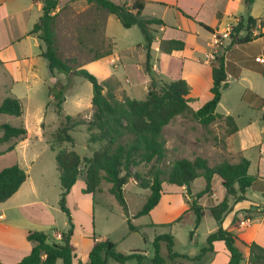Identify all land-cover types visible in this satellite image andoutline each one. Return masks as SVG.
<instances>
[{"label":"rangeland","instance_id":"374dc122","mask_svg":"<svg viewBox=\"0 0 264 264\" xmlns=\"http://www.w3.org/2000/svg\"><path fill=\"white\" fill-rule=\"evenodd\" d=\"M111 1L117 4L125 2L130 4L132 0ZM60 2L63 3V7L57 12L55 30L61 56L74 58L73 65L75 67L82 65L99 79L108 76L116 77L120 81V87L117 91L118 98L129 96L139 100L144 99L150 88V78L145 70L146 50L143 46L144 37L140 28L137 25L126 28L114 15L109 14L106 27L104 28L102 25L103 17L98 16L97 32L90 34L83 30L93 26L91 24L95 21V17H92L93 11H100L103 15L106 12L97 10L93 4H90L89 8H85V0H60ZM70 3L76 5L81 3V6L84 7L78 13L70 7ZM32 13L35 14V6ZM244 14H246L245 3L244 0H241L239 9L234 12V15ZM250 14L252 16L264 14V0H255ZM142 15L162 18L166 26L169 27L178 25L186 28L188 24V21L186 22L174 8L159 3L148 4ZM205 18L209 20V17ZM234 18L233 16H226L219 28L229 27L228 29H230L235 23ZM20 26L22 27L13 19L6 20L5 27L8 28L12 39L18 36ZM151 27L154 42L151 45L150 54L154 77L158 81L185 78L190 87L189 105L194 110L211 98L209 90L212 84L210 62H213L214 59H209L208 54L211 52L215 55H224L226 52L225 63L230 73L229 84L221 89V100L216 107V112L231 115L238 128L235 133L229 134L228 129L230 127L222 118L209 125H202L190 115H178L164 128L167 153L161 165L162 168L167 170L172 161L180 157L193 159L200 155L213 164L224 159L238 160L243 155L250 161L249 173L264 174V159L261 155L264 150V71L258 68L264 66V63L259 60L261 63L257 64L256 61V56L263 57V53L259 50L263 44V40H259L261 31L254 30V33L258 35L256 38L258 40L253 39V42L243 43L232 50L233 46L228 49V44L225 43L226 39L221 45L222 48H216L213 45L211 33L203 27L196 26L198 27V35L194 32L190 34L172 33L171 38H175V36H178L179 39L184 37L190 46L199 45L203 48L193 57L190 55V50L186 48L183 58L182 54L172 53L163 57L159 51L162 33L158 29L161 26L152 25ZM84 32L86 47H82L78 41V37L83 36ZM104 34L109 36L111 40L107 39ZM94 36L98 37L97 40L93 39ZM100 36L106 41L113 42L114 57L118 56L115 62L112 63L104 57L100 60H90L93 52L88 49L89 47H93L94 51L98 52L103 51L106 47L105 43H100ZM32 37L23 40L20 44L22 52L30 55H27L25 59H19L16 64L18 65L16 75H21L24 69L30 67L32 69L30 73L34 69L36 70L37 78L30 74L27 79L28 84L23 81L12 84L14 78L12 64L0 63V102L5 96L16 93L20 96L23 110L19 117L1 114L0 124L19 125L23 123L28 131L24 144L15 145V150L7 152L5 156L0 158V170L13 164L20 166L28 163L31 155L34 152L37 153L34 158L35 162L31 166V175L35 182L36 192L32 193L30 190L24 192L23 190L27 189L25 188L26 184H24L17 194H13L9 199L0 202V212L6 215V218L0 220V223L12 224L17 220L16 224L20 229L44 231L49 242L55 239V233L61 234L68 231L70 226L67 215L59 206L61 184L55 159L57 151L65 148L76 151L82 158L80 165L82 173L79 174L68 195V206L72 212L75 225L72 244L77 258L83 260L87 258L88 250L94 238H108L116 244V249L119 252L128 253L133 250H140L147 255L145 260L148 261L153 254L152 242L155 236L164 233L174 236V252L188 255L198 253L205 245L207 235L217 228V222L209 211L205 210L200 221L196 223V215L190 209V201L194 194L205 186L203 177L192 182L191 192L193 196L191 197L185 187L163 182V194L160 201L149 213L142 215H138V212L146 201L149 189L139 186L134 180L123 186V198L126 206L122 205L109 192L110 184L108 182L103 181L100 190L94 193L81 191L84 185L83 172L85 169L83 158L91 157L93 152L100 148L101 143L89 141L90 133L87 124H81L69 130L73 142L58 143L55 135L60 126L61 118L65 115L75 116L78 114V118L86 122L89 120L92 113V84L80 74H71V86L65 93L61 115H59L54 103L50 101L53 94L49 92V88H57L59 85L65 84L67 75L58 71H54L53 75L50 72L47 60L40 55L44 49L43 42L39 41L40 46L29 44L33 39ZM209 42L210 48L208 47ZM3 57L7 58V54L4 53ZM241 67L243 68V75H240V78L235 73H238ZM12 85H14L13 90L10 88ZM27 90L28 96L25 95ZM38 115H40L39 121H37ZM8 145V142L0 143V149ZM233 150L238 152L239 157ZM148 166L142 164L136 169L144 172ZM21 168L25 170V167ZM212 188L218 196L224 191L217 175L213 177ZM206 199V194H203L198 202L209 205L211 198L209 197L207 201ZM18 204L28 206V213H31L30 215L34 218L37 216L46 217L45 221L42 223L28 221L21 215V210L17 208ZM180 216L181 219L178 220ZM128 217L131 224L136 227L135 230L129 229ZM16 236L20 241L23 240L21 238L22 233L17 231ZM24 240L27 241L25 238ZM160 249L161 254L168 261V250L165 243L161 244ZM175 261H180V258L175 259ZM129 263L136 264L134 260L129 261ZM56 264H63V262L58 259ZM108 264L121 263L109 258Z\"/></svg>","mask_w":264,"mask_h":264},{"label":"trees","instance_id":"16d2710c","mask_svg":"<svg viewBox=\"0 0 264 264\" xmlns=\"http://www.w3.org/2000/svg\"><path fill=\"white\" fill-rule=\"evenodd\" d=\"M41 2L42 14L33 25L30 34H36L43 42L44 49L40 55L48 62L50 72H63L67 75V82L57 88H49L53 94V103L56 111L61 115L62 103L65 93L71 86V74H80L92 84L91 108L92 113L89 120L78 118L77 115H65L61 118L55 139L58 143L73 142L69 130L81 124H87L90 133L89 141L99 142L101 146L95 150L91 157L83 158L85 169L83 172V193H94L100 190L103 181L110 184L109 192L124 206L123 186L131 180L149 189V194L138 215L149 213L160 201L163 182L185 187L187 193L191 192L192 182L203 177L205 186L194 194L190 201V209L196 215V223L200 221L205 213V207L198 200L212 188V178L217 175L221 185L225 189L224 198L216 205L209 208V212L217 222V228L211 231L206 238L205 245L193 256L179 254L173 251L175 239L172 234L164 233L155 236L153 254L146 261L145 254L140 250L121 253L116 249V244L106 239L95 240L87 254L86 260L77 259L72 244L74 234V221L72 212L67 203V196L77 181L81 170L82 158L74 150L60 149L55 155L61 194L59 206L66 213L69 229L61 233L60 241L49 242L47 234L42 230H29L26 239L32 242V248L28 254L19 261L12 264H56L61 259L63 264H108L109 258L124 263L134 260L137 264H172L177 258L200 261L207 252H211L214 242L222 241L228 251L227 264H242L245 260L244 247L249 249L247 264H264V246L256 241L246 243L240 240L236 234L222 226L223 216L228 209V197L243 194L249 189L264 192V178L248 172L250 161L241 157L236 162L224 159L211 164L207 158L197 155L193 159L180 157L175 158L167 170L162 168L166 157L167 147L164 138V128L178 115H190L202 125H209L222 118L230 128L228 133L232 134L238 130L231 115H222L216 112V107L221 99V89L227 87V73L225 70V59L223 55H216L211 62L212 84L209 88L211 98L204 102L198 109L190 107V87L185 78L164 81L157 80L152 71L151 45L154 42L152 25H163L160 18L145 17L142 15L145 0H132L117 4L111 0H86L93 4L97 10L105 11L114 15L126 28L137 25L142 31L146 50L145 70L150 78V88L144 99H135L129 96L118 98L117 91L120 81L114 76L99 79L94 73L82 67H75L74 58H63L57 45L55 12L60 0H38ZM255 0H244L246 14L241 15L229 29V43L227 47L234 44H243L257 38L253 30L264 26V18L253 17L250 14L251 5ZM204 29L214 33V29L201 22L196 21ZM263 33H260V36ZM83 36L78 37L79 44L86 47ZM97 40V39H96ZM111 40V39H110ZM100 43H105L103 51H94L93 47L88 49L93 52L90 60H97L112 53L113 42L106 41L101 37ZM226 47V48H227ZM185 42L179 38L161 39L159 50L170 54L175 50H183ZM159 83V86H158ZM22 104L19 98L5 96L0 102V114L11 116L22 115ZM25 125L0 124V143H10L6 150H11L15 143L27 137ZM12 141V142H11ZM142 164L149 165L144 172L136 168ZM27 173L18 164L6 166L0 170V202L12 196L25 181ZM239 195V198H243ZM181 219V216L178 220ZM130 230L136 227L127 218ZM165 243L168 250V261L161 254V244ZM0 264H6L0 261Z\"/></svg>","mask_w":264,"mask_h":264},{"label":"crops","instance_id":"0c3cea01","mask_svg":"<svg viewBox=\"0 0 264 264\" xmlns=\"http://www.w3.org/2000/svg\"><path fill=\"white\" fill-rule=\"evenodd\" d=\"M85 2H86L85 8H89L91 5L86 0H85ZM239 2H241V0H145L143 11L145 10V8L148 4L159 3V4H162L163 6L174 8L179 14H181V16L185 19L186 22L188 21L186 28H182L181 26H178V25L169 27V26H166L165 21L162 18H160L164 22V24L160 25L161 27L158 29L159 32L162 33L160 35V38L161 39H169L172 36L171 34L176 33V32L184 33V34H186V33L190 34V33L194 32L196 35H198V29H197L198 27H196V26H199V27H202V26H200L196 21H201V22L211 26L214 29V32L224 31V30L228 29L229 27H222V28H219V27L222 24L223 19L226 16L235 17L234 18L235 22L238 20V18L241 15L235 16L234 12L239 9ZM253 3H252V5H253ZM79 4L80 5H76L75 3H70V7H72L74 10H76V12L79 13L80 10H82L84 7L83 5L81 6V3H79ZM252 5H251V9H252ZM34 6H35V14L32 13ZM62 7H63V3L61 4V2H59L58 6L55 9V12L60 11V9ZM251 9H250V11H251ZM143 11H142V14H143ZM70 12H72V11L70 10ZM41 14H42L41 2L38 0H0V63L1 62L2 63L8 62V63L12 64L11 66H12V70L14 73V78L12 80L13 81L12 84L20 82V81L26 82V84H28L29 82L27 79H28V76L30 74L37 78L36 70L34 69L30 73V70H32V69H30V67L27 69H24V71L21 75H19V74L16 75V72L18 71V65H16V64L18 63L19 59H25L27 57V55H30L28 53L24 54L22 52V50L20 49L21 48L20 44L23 40L30 38V36H33L32 37L33 39L31 42H29V44L32 43V45H34V46H37V45L40 46L39 41H41V40L37 37L36 34H30V30L33 27L32 25H34L38 21ZM108 15H109L108 13L103 15V14H101L100 11L94 10L92 17H95V19H94L95 21H93L91 23L93 26L91 28L85 29L83 31L90 33V34L96 33L97 32L96 27L98 25V23H96V22H97L98 16L103 17L102 25H104V28H105L106 23H107V19H108ZM205 17H209V20H206ZM253 17L264 18V14H262L261 16H253ZM154 18H158V17H154ZM7 19H13L19 25H22V27L20 26L18 29V36H16L13 39L10 36L8 28L5 27ZM254 30H253V32H254ZM259 30L261 31V33H263L259 38V40L260 39L263 40L262 41L263 44H262L261 48L259 49L260 52L263 53V57L259 58L258 56H256V59L259 58V60L264 63V39H263L264 37H262L264 35V26H260V27L256 28V31H259ZM103 32H104V29H103ZM209 33H211V32H209ZM211 35H212V33H211ZM104 36L107 39H110L109 36H107L105 34H104ZM97 38L98 37H96V36L93 37L94 40ZM99 38H101V36ZM175 38H178V36H175ZM180 39H182L185 42V48L183 50H175L172 52V54H178V55L182 54V57L184 58L183 54L186 53L185 49L188 48L190 50L191 57H193L194 54L203 50V48L200 47L199 45L190 46L184 37L183 38L181 37ZM227 40L228 39H226V42H225L226 44L229 43V41H227ZM256 40H258V39H256ZM251 42H253V41H251ZM209 45H210V42L208 43V47H209ZM238 45H241V44L231 45V46H229L228 49H230L232 46L233 47L231 48V50L238 48ZM4 53L7 54V58L3 57ZM161 54L163 57L165 55L166 56L171 55V53L167 54L164 52H161ZM224 55H223L224 59L226 60V52L224 53ZM104 58H108L109 61L113 63V62H115V60L118 59V56L114 57V52L112 50V53L108 56H105ZM100 59H102V58H100ZM100 59H98V60H100ZM259 60H256L258 62L257 64L261 63ZM227 61H228V59H227ZM210 65H211V62H210ZM258 68H260V70L263 69V71H264V66H259ZM227 69L228 68H227L226 63H225V70L227 73V83L229 84L228 77L230 76V73L228 72L229 70H227ZM242 69L243 68L241 67L240 70L238 71V73H235L240 78H241L240 75H243ZM53 75H54V73H53ZM211 76H212V74H211ZM13 87H14V85H12L10 87L11 90H13ZM25 95L28 96V90H27ZM11 96H14L17 98L20 97L16 93H13V95H11ZM50 101L51 102L53 101V95L50 98ZM222 115H224V114H222ZM39 119H40V115L37 116V121H39ZM26 139H27V137L24 140L18 141L17 143H15V145L20 144V143L24 144ZM15 145L9 151L6 150L9 145L7 147H3L2 149H0V158L2 156H5L7 152L15 150V148H16ZM261 150H263V149H261ZM261 150H260V152H261ZM233 152L235 154L237 153V157H239L238 152H235L234 150H233ZM36 156H37V153L34 152L33 155H31V157H30V162L27 163L25 161L26 162L25 164L20 165L21 167H25L24 169L27 173V177H26L25 181L20 185V187L18 188V190L14 194H17V192L20 190V188H22V186H24V184H26L25 188H27L26 190H23L24 192L28 191V190H30V192H32V193L36 192L35 182L33 181L32 175H31V166L34 164V162H35L34 158ZM241 157H244V156L242 155ZM238 160H232V161L229 160V161L230 162H236ZM249 167H250V164H249ZM248 172H249V169H248ZM43 174H40V175L43 176ZM253 175H257L260 178H264V174H261V173H257V174H253ZM212 180H213V178H212ZM239 195H243L244 197L240 199ZM206 196H207V199L209 197L211 198L210 204L209 205H207L206 203H204V205L201 203L200 204L205 207V210L209 211L210 207L218 204L224 198L225 189H224V191L221 192V195L218 196L214 192V189L211 188L210 193H206ZM207 199H206V201H207ZM23 203H26V202H23ZM67 203H68V196H67ZM17 208H19L21 210V213H22L21 215L24 216L30 222L42 223L43 221H45L46 217L42 218V217L37 216V218H34L33 216H31L30 215L31 213H28L29 207L26 205L18 204ZM5 218H6L5 213L0 212V220H3ZM47 218H49V217H47ZM243 219L247 220L245 222V224H241V221ZM16 221L14 223L12 222V224L11 223H8V224L7 223H0V261L4 262L6 264H12V263L19 261L23 256H25L26 254H28L30 252L32 245H33L32 242H30L26 239L27 232L30 229H28V230L27 229L26 230L20 229L19 227H17ZM48 221L51 222V220H48ZM222 226L224 228H226L227 230L232 231L234 234L237 235V237L240 240H242L246 243L256 241L258 244L264 246V192L259 191V190H255V189H249L246 192H244L243 194L237 193L236 195L229 196L228 197V209L223 216ZM17 231L22 233V237H21L23 239L22 241H20V239L16 236ZM60 237H61L60 233H55L54 234L55 239L52 240L51 242L60 241ZM24 238L27 241H25ZM94 239H93V241H94ZM95 240H101V239H95ZM92 244H93V242H92ZM90 248H89V250H90ZM89 250H88V252H89ZM243 251L245 254V260L242 262V264H247L248 263V256H249V249L247 247H244ZM196 254L197 253L190 254L189 256H193ZM146 256L147 255L145 254V257ZM150 258L151 257H149V259ZM77 259L78 258L76 257L74 261H76ZM228 259H229L228 251L226 250L224 243L222 241H216V242H214L213 250L211 252H207L205 254V256L200 261L180 259V261H173L172 264H227ZM81 260H83V259H81ZM129 261H131V260H128V261L121 263V264H130Z\"/></svg>","mask_w":264,"mask_h":264},{"label":"built area","instance_id":"2783aa9c","mask_svg":"<svg viewBox=\"0 0 264 264\" xmlns=\"http://www.w3.org/2000/svg\"><path fill=\"white\" fill-rule=\"evenodd\" d=\"M229 36H230L229 29H226V30L220 31V32L212 33L213 45L216 48H222L221 45L224 44L225 39H227V38L229 39ZM208 56H209V59L210 58L214 59L216 55L210 52L208 54ZM257 60H259V58H257ZM261 155H262V158L264 159V150L262 151ZM246 221H247L246 219H243L241 221V224H245Z\"/></svg>","mask_w":264,"mask_h":264}]
</instances>
